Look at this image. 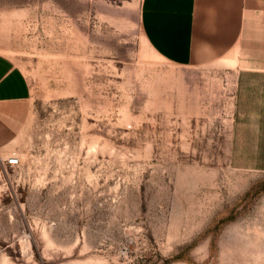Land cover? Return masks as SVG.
Here are the masks:
<instances>
[{
	"label": "rangeland",
	"instance_id": "1",
	"mask_svg": "<svg viewBox=\"0 0 264 264\" xmlns=\"http://www.w3.org/2000/svg\"><path fill=\"white\" fill-rule=\"evenodd\" d=\"M142 3L0 0V54L32 92L0 114V264H264L235 72L159 50Z\"/></svg>",
	"mask_w": 264,
	"mask_h": 264
},
{
	"label": "crops",
	"instance_id": "2",
	"mask_svg": "<svg viewBox=\"0 0 264 264\" xmlns=\"http://www.w3.org/2000/svg\"><path fill=\"white\" fill-rule=\"evenodd\" d=\"M142 18L144 33L164 44L159 50L234 70L232 162L264 165V0H143ZM31 94L24 71L0 54V114Z\"/></svg>",
	"mask_w": 264,
	"mask_h": 264
},
{
	"label": "built area",
	"instance_id": "3",
	"mask_svg": "<svg viewBox=\"0 0 264 264\" xmlns=\"http://www.w3.org/2000/svg\"><path fill=\"white\" fill-rule=\"evenodd\" d=\"M8 164L13 167L18 166L20 164L19 156L14 153L11 157H9Z\"/></svg>",
	"mask_w": 264,
	"mask_h": 264
}]
</instances>
